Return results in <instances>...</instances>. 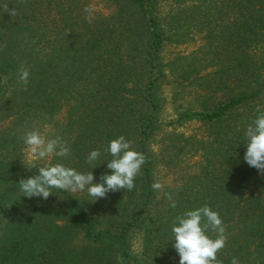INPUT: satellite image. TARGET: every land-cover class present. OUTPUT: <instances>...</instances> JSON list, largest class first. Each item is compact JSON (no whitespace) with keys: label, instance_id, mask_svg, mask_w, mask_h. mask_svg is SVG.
<instances>
[{"label":"trees","instance_id":"trees-1","mask_svg":"<svg viewBox=\"0 0 264 264\" xmlns=\"http://www.w3.org/2000/svg\"><path fill=\"white\" fill-rule=\"evenodd\" d=\"M102 1L107 15L89 0H0V162H12L0 163V185L9 186L0 211L7 192L21 199L0 264H119L118 256L123 264H179L171 241L175 218L204 205L226 229L217 254L222 264L233 257L264 264V177H254L258 171L244 161V132L256 109L264 111V0ZM5 3L15 16L4 13ZM192 29L206 31L201 48L184 61L165 62V45L185 44ZM21 66L30 73L27 90L18 82ZM170 75L179 79L176 88L188 81L194 87L193 108L163 123L160 92ZM191 122L204 136L164 135L161 146L169 160L195 149V170L160 195L151 187L159 168L156 139ZM29 130L66 141L70 154L53 156L52 164L91 171L93 183L111 174L105 149L119 136L133 142L145 163L131 191L95 201L86 191L80 200L57 189L47 200L27 198L18 182L38 174L20 165L26 150L20 137ZM95 149L101 156L92 168L86 158ZM251 185L256 193L249 196ZM136 235L139 257L131 253Z\"/></svg>","mask_w":264,"mask_h":264},{"label":"clouds","instance_id":"clouds-1","mask_svg":"<svg viewBox=\"0 0 264 264\" xmlns=\"http://www.w3.org/2000/svg\"><path fill=\"white\" fill-rule=\"evenodd\" d=\"M2 7L4 13L9 16L17 14L16 10L10 9L6 3ZM84 11L89 13L91 8L85 7ZM18 75V82L23 90H27L30 76L28 69L21 66ZM256 111L259 115L244 132V161L259 174H264V111L259 107ZM20 139L33 161H45L53 156L67 157L70 154V146L59 136L48 139L38 130H29ZM105 152L112 157L106 165L111 174H102L99 183H93L94 176L91 171L78 172L61 163L41 166L33 164L32 168H37L38 174L21 179L18 182L19 192L27 198L39 197L47 200L52 195V189L72 193L86 191L92 201H95L106 198L109 192L133 190L135 178L145 163V156L134 150L133 142L126 140L124 136L111 140ZM100 156V149L92 150L86 162L95 168ZM151 187L154 191H159L163 185L156 181ZM166 198L171 208L177 207L172 194H166ZM209 232L215 233L216 238L209 236ZM172 233V246L179 255V264H222V261L217 259V254L225 248L228 237L219 213L209 206L204 205L178 215L173 223ZM117 260L119 264H123L122 257L118 256ZM231 264H239L237 258L233 257Z\"/></svg>","mask_w":264,"mask_h":264},{"label":"rangeland","instance_id":"rangeland-1","mask_svg":"<svg viewBox=\"0 0 264 264\" xmlns=\"http://www.w3.org/2000/svg\"><path fill=\"white\" fill-rule=\"evenodd\" d=\"M89 1L92 8L97 12H100L104 15L110 13V10L102 0ZM205 32V30L202 32H197L196 30L192 29V31H190L189 37L186 39L185 44L178 45L174 43H167L162 51L164 61L170 62L174 59L184 61L187 58L192 57L193 53H195L201 48L204 42L202 39L205 38ZM177 81H179V79L176 76L170 75L168 76L167 80L162 84L160 92V97L162 101L159 118L163 123L175 120L180 112L188 108H193L189 106L192 97L191 95H189L188 92H191L192 94V89L194 87L190 86L188 84V81L183 83L182 87L176 88L178 84ZM180 90H184L185 93H182ZM174 94H177L176 97L174 96ZM205 133L206 132L204 128L199 123L191 122L184 124L181 127L163 130L162 134L159 135V137L156 139L155 143L158 144L159 142L158 146L155 147L157 152V161L159 162V168L156 174V179L163 185L162 189L159 190L160 195L163 194L166 188H173L175 186H178L182 176L185 173H193L195 170L196 162H198L199 160L196 150L189 147L184 150V153H182L181 156H179L180 158L175 157L169 160L168 155L167 157H163L165 153L162 152L163 146H161V143L163 144L166 142V137H164V135L170 136V138H174L175 136H177L178 138L176 137V141H182L181 137L200 138L204 136ZM51 158L52 157L48 158L45 161H33L26 149L24 151L23 161L20 162V165L32 168L33 164H35L36 166L47 165L49 163L52 164ZM165 162L170 163L165 164ZM0 163L8 166L12 162ZM257 176L264 177V174L256 173L254 177ZM8 187L9 186L0 185V196L3 192L6 191ZM7 193H9V196L5 199L3 211H0V245L1 243H4V241L7 240L9 236L13 234V226L19 216L18 210L21 202L18 191H9ZM255 193L256 189L253 185H251L246 195L251 196ZM73 194H75L80 200L83 199V193L77 192ZM131 246V253L133 254V256L139 257L141 254V240L139 235H136L132 238Z\"/></svg>","mask_w":264,"mask_h":264}]
</instances>
